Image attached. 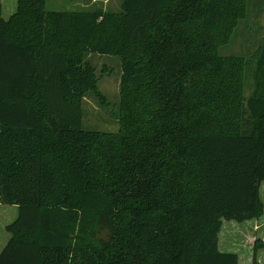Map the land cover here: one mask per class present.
Here are the masks:
<instances>
[{"label":"trees","instance_id":"obj_1","mask_svg":"<svg viewBox=\"0 0 264 264\" xmlns=\"http://www.w3.org/2000/svg\"><path fill=\"white\" fill-rule=\"evenodd\" d=\"M250 1L19 0L6 19L0 0V203L19 207L0 264L248 262L223 232L264 223V44L221 50ZM86 53L123 59L117 131L83 127Z\"/></svg>","mask_w":264,"mask_h":264},{"label":"rangeland","instance_id":"obj_2","mask_svg":"<svg viewBox=\"0 0 264 264\" xmlns=\"http://www.w3.org/2000/svg\"><path fill=\"white\" fill-rule=\"evenodd\" d=\"M3 5V16L10 17L16 10L19 0H1ZM122 0H99L92 2L88 0H48L50 10H103L119 12ZM264 44V0H251L249 3V14L241 21L236 28L232 41L229 45L222 48L224 55L235 54L253 57L259 52ZM85 60L90 62L96 69V85L89 89L83 99V127L90 133L114 132L119 129V113L121 99L123 96V59L120 56L111 54L86 53ZM256 58L253 65L246 75V94L251 95L256 86L257 74ZM264 185V184H263ZM262 193L264 198V186ZM19 207L17 205H4L0 203V245L5 247L11 234L6 230V226L17 219ZM231 221H229L230 223ZM227 223V222H226ZM232 223V222H231ZM247 233L242 229L227 228L223 232V240L231 238L233 247L238 251H247L241 258L242 264H252L253 254L250 252L253 241L256 238L264 239V223L259 224L257 229ZM250 233V234H249ZM252 237H249V236ZM229 240V239H228ZM226 247V246H225ZM223 249V246H221ZM230 249V247H227ZM224 249V250H227ZM258 259L264 264V249L258 253Z\"/></svg>","mask_w":264,"mask_h":264},{"label":"crops","instance_id":"obj_3","mask_svg":"<svg viewBox=\"0 0 264 264\" xmlns=\"http://www.w3.org/2000/svg\"><path fill=\"white\" fill-rule=\"evenodd\" d=\"M88 1H92V2H97V1H99V0H88ZM9 18V17H8ZM8 18H6V19H8Z\"/></svg>","mask_w":264,"mask_h":264}]
</instances>
